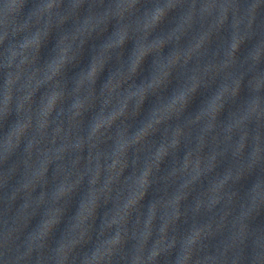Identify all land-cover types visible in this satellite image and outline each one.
<instances>
[{
  "label": "clouds",
  "instance_id": "obj_1",
  "mask_svg": "<svg viewBox=\"0 0 264 264\" xmlns=\"http://www.w3.org/2000/svg\"><path fill=\"white\" fill-rule=\"evenodd\" d=\"M0 71V264H264V0H0Z\"/></svg>",
  "mask_w": 264,
  "mask_h": 264
},
{
  "label": "water",
  "instance_id": "obj_2",
  "mask_svg": "<svg viewBox=\"0 0 264 264\" xmlns=\"http://www.w3.org/2000/svg\"><path fill=\"white\" fill-rule=\"evenodd\" d=\"M68 26H70V25H66V27H68ZM171 26H172V25H170V24H165L163 27H164L165 30H167V29L170 28ZM110 31H111V27H110ZM54 38H55V33H53V40H52V43H54ZM101 42H102L101 39H96V40L89 41V44L86 46L85 58H84V61L82 62V65H81V66L86 65L88 59L90 58V55H89V49H90L91 45H92V44L99 45ZM49 47H51V44L49 45ZM131 47H132V44H131V42H129V44L126 46V50H125V55H126V56H127L128 52L130 51ZM212 47L215 48V43H213ZM169 51H171V47H170V46L165 47V49H164V54L167 55ZM46 52H47V49L42 50V55L46 54ZM151 60H152V57H151V56H149L148 58H146V61H145V69H146V70H145V72L142 74L141 77H138V78H137V83H139L140 79L143 78V75H147V68H148V66L151 64ZM78 70H79V69L71 70V71L69 72V76L74 75L75 72L78 71ZM107 75H108V68L106 67L104 73L101 74V77H100V79L98 80L97 87H99L100 83H102L104 80H106ZM174 84H175V81H173V85H174ZM2 91H3V72L0 71V98H2ZM169 91H171V87L169 88ZM198 104H199V100H197L196 102L193 103V105L190 107L189 111H191V112L196 111V110H197V107H198ZM148 108H149V102L146 101L144 111L142 112L141 117L138 118V121H139L140 119H143V116L146 114ZM226 115H227L226 113L223 114L221 118H222V119H225V118H226ZM10 121H11V118H10ZM136 126H138V122H137V125H136ZM134 127H135V126H134ZM132 130H134V128H133ZM157 139H158V137H157ZM183 152H184V149L182 148L181 151H180V153H179V155H180L181 157L183 156ZM166 167H168V163L162 165V168H166ZM224 167H225V165L222 164V165L220 166V168L218 169V171H222ZM126 174H127V173H126ZM49 175H51V169H50V171H49ZM13 183H15V181H13ZM11 187H12V186L10 185V186H9V189H8L9 191L11 190ZM38 191H39V189L37 190V193H38ZM153 195H154L153 191L150 190L149 195L145 198V201H144L145 205H146V204L148 203V201L153 197ZM74 211H75V205H73V206L69 209L68 215L74 214ZM98 211H99L100 214H102L103 211H104V209L101 208V209H99ZM38 219H39V217H37L36 219L33 220V222H32V226H35V224L37 223ZM259 222H260V221L258 220L257 223H259ZM97 223H99V220L97 221ZM62 229H63V223L61 224L59 230H62ZM59 230H58V232L56 233L57 237H58V235H59Z\"/></svg>",
  "mask_w": 264,
  "mask_h": 264
}]
</instances>
